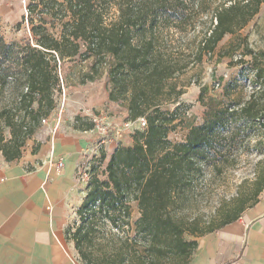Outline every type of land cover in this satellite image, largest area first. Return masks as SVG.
Returning a JSON list of instances; mask_svg holds the SVG:
<instances>
[{
	"label": "trees",
	"instance_id": "1",
	"mask_svg": "<svg viewBox=\"0 0 264 264\" xmlns=\"http://www.w3.org/2000/svg\"><path fill=\"white\" fill-rule=\"evenodd\" d=\"M263 4L30 0L31 38L9 43L0 32V152L7 161L22 156L56 110L66 62L79 61V84L107 73L109 99L127 107L129 120L146 119L147 126L133 132V143H120L111 154L104 178L99 171L105 152L91 164L85 197L67 229L85 264H190L199 237L236 223L258 202L264 159L252 187L209 220L188 212L243 153L264 150L262 67L253 66L251 90L240 76L228 80L223 98L208 107L202 123L189 126L185 139L176 142L170 134L190 108L180 100L185 87L173 79L213 57L226 35L252 22ZM206 91L202 86L198 100L208 106ZM95 126L87 116L75 117L76 129Z\"/></svg>",
	"mask_w": 264,
	"mask_h": 264
},
{
	"label": "crops",
	"instance_id": "2",
	"mask_svg": "<svg viewBox=\"0 0 264 264\" xmlns=\"http://www.w3.org/2000/svg\"><path fill=\"white\" fill-rule=\"evenodd\" d=\"M104 97L105 105L94 98L79 100L71 114L60 117L58 105L50 126H43L47 137L40 138L41 127L19 159L7 161L0 154V264H85L67 235L88 183L78 177V167L90 168L102 152L106 166L120 143H133L140 127L138 120L128 119L127 107L109 99V91ZM77 115L96 116V126L76 129ZM100 123L119 126L122 135L104 137ZM221 230L198 238L190 264H264V189L241 219Z\"/></svg>",
	"mask_w": 264,
	"mask_h": 264
},
{
	"label": "rangeland",
	"instance_id": "3",
	"mask_svg": "<svg viewBox=\"0 0 264 264\" xmlns=\"http://www.w3.org/2000/svg\"><path fill=\"white\" fill-rule=\"evenodd\" d=\"M10 2L11 0H0V32L9 43L29 40L31 38L30 24L26 17L30 0H26L25 4L23 0H14V5H11ZM247 46L252 49L254 54L245 53L248 50ZM240 58L242 61H239ZM255 64L262 67L261 73L264 76V4L253 21L246 27L236 35H226L216 48L213 57L207 56L203 62L192 65L187 71L173 79V82L185 87L186 92L180 100L190 105V108L187 110L184 120L170 134V138L176 142L183 140L188 134L189 126L202 123L208 107L215 106L223 98L228 80L240 76L246 82L248 90H251L250 80L255 78L253 68ZM78 68V60L66 62L62 66L64 83L57 97L59 117L62 114L63 116L71 114L72 107L77 106L76 102L79 100L94 98V100L99 99L102 104H106V97L103 98V96L106 91H109L107 73H103L93 82L79 84L77 81ZM261 80L263 81L264 78ZM205 85L207 86L205 101L209 102L208 106L198 100L201 87ZM175 106V104L169 105V108ZM95 113L97 112L95 111ZM44 125H48V123L42 125L39 135L41 139L47 137L48 134V127L44 128ZM6 135L10 136L9 131H6ZM36 148L37 146L34 147V150ZM0 154L2 153L0 152ZM263 159L264 150L262 148L243 153L236 167L229 169L220 179L217 178L207 193L197 195L188 210L189 215L192 217L200 215L203 219L209 220V217L214 215L221 205L236 197L237 194L250 189L252 187L251 180L254 178L255 171L263 165ZM104 169L105 165L103 164L99 171L101 178L105 177ZM221 232L222 230L218 234Z\"/></svg>",
	"mask_w": 264,
	"mask_h": 264
},
{
	"label": "built area",
	"instance_id": "4",
	"mask_svg": "<svg viewBox=\"0 0 264 264\" xmlns=\"http://www.w3.org/2000/svg\"><path fill=\"white\" fill-rule=\"evenodd\" d=\"M23 3H26V0H23ZM92 120H94L95 122L98 120V118L95 116L93 118H91ZM50 120V118L48 119H44L43 123H48ZM140 127L139 128H144L147 126V122L145 118H140L138 119ZM99 130L100 132L103 134L104 137L110 136L111 134H113V136H121L122 135V128H120L119 126H113L111 124H107V123H100L99 124ZM63 166V162L60 161L58 162V167H62ZM78 177H80L81 179H89L90 177V168L88 166L85 165H80L78 167Z\"/></svg>",
	"mask_w": 264,
	"mask_h": 264
}]
</instances>
